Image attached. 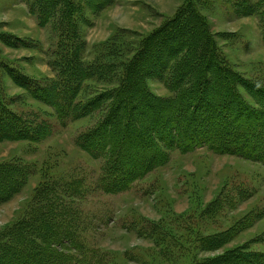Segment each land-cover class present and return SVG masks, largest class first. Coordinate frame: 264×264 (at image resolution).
Segmentation results:
<instances>
[{"label": "trees", "instance_id": "trees-1", "mask_svg": "<svg viewBox=\"0 0 264 264\" xmlns=\"http://www.w3.org/2000/svg\"><path fill=\"white\" fill-rule=\"evenodd\" d=\"M109 5V0H36L31 5L37 8L40 25L53 22L58 36L49 62L56 76L49 84L31 79L0 58V77L8 75L35 101L52 107L63 126L107 111L76 141L92 159L101 161L98 188L107 195L127 192L167 165L170 152L176 150L186 154L207 147L217 154L264 163V87L247 82L229 67L198 8L182 6L143 38L127 60H117L121 52L111 47L107 52L114 59L85 63L79 20L86 8L98 13ZM226 5L244 12V17L258 16L264 33V0L254 5L226 0ZM0 42L32 47L3 34ZM151 78H162L174 95L166 100L154 96L147 85ZM90 81L116 84L84 99L83 89ZM239 85L249 90L257 108L242 97ZM11 104L0 92V142L39 143L49 136L48 123L41 117L29 120L15 113ZM33 172L22 159L0 162V206L24 190ZM84 193L80 180L63 183L44 175L23 217L0 234V264H109L107 254L90 250L86 243L88 228L77 205ZM232 231L201 239V248H221L236 235ZM203 264H264V253L239 248Z\"/></svg>", "mask_w": 264, "mask_h": 264}, {"label": "rangeland", "instance_id": "rangeland-1", "mask_svg": "<svg viewBox=\"0 0 264 264\" xmlns=\"http://www.w3.org/2000/svg\"><path fill=\"white\" fill-rule=\"evenodd\" d=\"M248 1L254 5L258 0ZM35 2L0 0V36H13L32 45L12 47L0 42V58L46 84L56 76L49 62L58 36L53 22L40 25L37 8H31ZM109 3L98 13L86 8L84 19L79 20L86 44L83 62L114 59L107 52L111 47L121 52L117 60L129 59L143 38L174 17L182 6L193 4L206 19L229 67L247 82L264 87V33L258 16L244 17V12L227 7L226 0ZM115 84L90 81L83 89V98ZM147 85L159 99L174 95L162 78L148 79ZM237 88L257 108L249 90L243 85ZM0 92L12 101L15 113L29 120L38 115L50 128L49 136L39 143L0 142V162L22 159L34 171L24 190L0 206V234L23 217L35 188L49 175L63 183L82 182L85 193L77 205L83 226L88 228L85 240L90 250L107 254L109 264H203L239 248H245L246 253H264V163L217 154L207 147L186 154L176 150L170 152L167 165L127 192L107 195L98 188L101 161L92 159L76 143L82 132L107 114L106 110L63 126L52 107L35 101L8 75L0 77ZM232 230L236 235L221 248H201V239Z\"/></svg>", "mask_w": 264, "mask_h": 264}, {"label": "crops", "instance_id": "crops-1", "mask_svg": "<svg viewBox=\"0 0 264 264\" xmlns=\"http://www.w3.org/2000/svg\"><path fill=\"white\" fill-rule=\"evenodd\" d=\"M4 205H5V204H4ZM4 205H3V206H4Z\"/></svg>", "mask_w": 264, "mask_h": 264}]
</instances>
